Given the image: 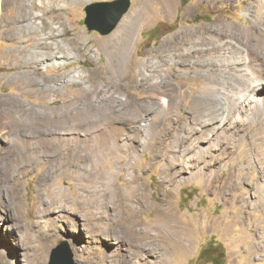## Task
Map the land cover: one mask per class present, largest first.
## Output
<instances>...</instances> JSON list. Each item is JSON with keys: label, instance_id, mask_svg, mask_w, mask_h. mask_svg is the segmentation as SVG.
Returning a JSON list of instances; mask_svg holds the SVG:
<instances>
[{"label": "rangeland", "instance_id": "rangeland-1", "mask_svg": "<svg viewBox=\"0 0 264 264\" xmlns=\"http://www.w3.org/2000/svg\"><path fill=\"white\" fill-rule=\"evenodd\" d=\"M102 1L114 0H63L61 6H43L45 15L33 20L40 23L41 19L49 21L53 17V24L62 30L55 42L64 43L62 39H66L78 53L76 59L66 60L64 64L40 66L38 77L31 73L35 68L33 63L23 64V56L9 53L14 42L1 38L7 29L26 25L27 14L17 24L3 21L0 25V105L18 96L29 108L50 110L71 100L89 101L91 95L82 92L83 85L95 87L94 94L99 97L117 89L130 98L129 103L118 104L120 109L133 110L135 104L139 106L137 112L140 113L129 115L126 131L137 140L149 141V145L142 148L127 144L121 151L108 156L107 161L100 160L107 131L103 116L93 118L91 125L99 130L89 144L94 154L93 164L98 169L115 171L113 181L116 183L114 190L108 189L106 194L95 198L89 193L79 195L78 188H83L85 183L76 180V174L58 173L48 159L27 166L21 163V170L10 179L13 178V189H7V194L12 196L13 236L8 237L2 226L8 215L0 221V242L6 251L0 250V264H47L51 249L61 243L68 245L78 264H214L210 257L217 258L220 254L214 249L216 245L223 252L221 264H264V195L257 191L261 171L254 163L257 153L264 155V145L252 147L249 141L260 122L247 127L242 138V131L236 132L231 143L216 153V161L208 162V167L200 174L190 177L196 168L189 163L185 171H179L178 167L171 169L169 158L176 159V151L189 146L185 135L204 119V100L194 98L197 93H204V80L176 76L204 74V71L216 73V68L190 65L195 62L190 57L182 58L178 67L168 66L166 78H162L161 83L173 81L178 87L190 85L193 89L158 120L156 115L162 98L157 88L148 86L151 82L146 62L147 59L161 62L169 53L182 52L186 44L183 36L194 28L199 29L200 24L218 29V18L256 31L253 9L249 6L252 0H167L168 4L172 2L169 17L159 11L158 0H130L128 12L106 36L88 31L84 24L86 4ZM139 7L145 8V22L136 16L138 34L131 56L122 69L123 65H119L122 58L116 46L110 43L111 38ZM17 9V4L9 5L3 14L15 17ZM33 42L35 40H30L29 44ZM75 70L84 73L81 84H64V93L56 100L46 97L43 100L40 93L33 92L35 88L26 87L21 79L10 82L16 76L28 74L36 82L55 85L66 81ZM197 103L202 110L191 111L192 105ZM150 124L151 127L156 125L155 133ZM175 138L177 142H173ZM75 159L71 165L82 164L83 158ZM8 170L13 172L12 168ZM205 172L211 174L208 180L203 178ZM45 173L50 176L43 180ZM165 173L171 176V182L164 181ZM133 186L138 189L135 193L123 190ZM60 187L65 189L64 194L55 196ZM8 205L5 195L0 193V212ZM127 211L135 220L131 228L123 222ZM121 228L123 231L131 229L125 236L129 241L125 246L114 238L113 231ZM206 249L209 256H205Z\"/></svg>", "mask_w": 264, "mask_h": 264}, {"label": "bare ground", "instance_id": "bare-ground-1", "mask_svg": "<svg viewBox=\"0 0 264 264\" xmlns=\"http://www.w3.org/2000/svg\"><path fill=\"white\" fill-rule=\"evenodd\" d=\"M62 1L59 0V4L58 0H0V25L3 21L9 24H17L20 22V18H24L25 14L28 16L29 20H26V25L13 28L7 27L10 29H7L1 38L14 42L15 45L11 47L9 53L12 52L15 56H23V64L33 63L35 65L33 72H31L35 77L41 74L40 66H58L64 64L66 60L76 59L78 52L70 46L71 44L66 39H62L64 43L55 42L62 30L59 29V26L56 27L53 24V17H50L49 21L41 19L40 23L33 20L45 15L43 6L53 7L55 4L61 6ZM26 2L28 3L26 4ZM35 2H38V5ZM158 3L160 6L159 11L164 16L169 17L172 11L169 4L172 2L168 4L167 0L166 2L158 0ZM12 4L18 6L16 16L4 15L3 12L6 7ZM249 6L250 9H253V18L256 20L253 26H257L256 31L252 32L246 26H240L232 21H224L222 18H218V29L200 24L199 29L194 28V30L183 36L186 44L183 46L182 52L178 54L169 53L164 56L165 59L161 62L152 59L146 60L147 65H149V73L146 76L149 77L151 82L148 86L154 89L157 88L160 93L159 96L162 98L160 111L156 115L158 120L161 116L163 117V114L169 113L178 100L182 96L185 98L193 89V86L190 85L178 87L173 81L161 83V79H164L166 71L169 69L168 66L175 65L178 67L182 62V58L190 57L194 58L195 61L190 62V65L194 66L196 64L216 68V73L204 71V74L175 75L178 78L184 77L192 81L204 80V93H197L194 96L195 99L204 100V113H202L204 119L194 124L196 126L191 131H187L188 133L185 135L187 139H185L189 142V146L187 148L183 147L185 141L182 140L183 145L180 144V146L183 148L181 150L177 149L179 151L175 153L177 155L176 159L174 157L169 158L172 161L171 169L172 167H178L179 171H185L186 168H189V164H192L196 171L190 173V177L200 174L202 170L204 171V168L208 167V162H213L216 159L218 156H216V153L231 143L236 132L238 133L241 130L242 135L240 138H242L247 132V127L249 128L252 123L260 122L259 128L257 127L258 130L253 132L249 139L252 147L257 145L263 147L262 145H264V0H252ZM142 7L133 10L132 14L123 21L120 29L111 38L110 43L116 46L118 54L122 58L119 61V65H123L122 69L125 68L131 56L132 46L138 34L136 25L139 22H136V18H142L141 21L145 22V8ZM136 11L138 14L135 13ZM30 35L33 36L27 39ZM30 40H35V42L29 44ZM83 74L82 70H75L66 81L55 85L36 82L28 74L25 77L24 75L16 76L10 82L21 79L26 87L35 88L33 92L40 93L43 100L44 97L56 100L64 93V84H81ZM83 86L85 87L82 92H88L91 95V99L87 102L80 103V101L71 100L59 108L47 110L46 108H29L17 96L8 98V103L0 105V182L2 184L0 193L5 195L9 204L8 208H2L1 212L3 214L0 212V221L4 220V215H8L4 224H2L8 237L14 235L15 229L11 214V209H13L12 203H10L12 196L10 197L7 194V189L9 187L13 189V178L10 179L16 171L21 170V163L27 166L48 159L53 163L52 168L57 170L58 173L67 176L68 174H76L75 179L85 183V187L78 188L77 193L79 195L89 193L95 198V196L106 194L105 192L108 189L114 190L116 183L113 181L115 171L98 169L93 164L94 154L90 150L89 144L94 134L99 131L91 125L93 118L103 116L107 131V141L102 143L99 153L100 160L107 161L108 156L121 151L120 149L127 147V144L129 147L141 146L142 148L145 144L149 145V141L137 140L133 134L126 131V128L129 127V123H127L129 115L139 110V106L136 104L133 110L120 109L119 103L127 104L130 102L127 94L125 95L119 90L113 89L109 94H103L99 97L94 94L95 87L93 88L88 84ZM200 108H202L201 105L197 103L193 104L190 110L198 112L202 110ZM55 115H57V118ZM142 126H145V124ZM244 126H246V129H243ZM151 128L154 129L155 133L156 125L154 124ZM177 141L178 139H173V142ZM133 155L136 156V154ZM66 156L68 160H66ZM254 157V163L258 165L261 171V182L257 191L264 195V155L257 153ZM75 158H83L82 164L71 165L70 162ZM9 168H12L13 172L9 171ZM165 170L168 171V169ZM210 175V173L206 174L205 172L203 178L208 180ZM48 176L50 175L45 173L42 179L45 180ZM180 176L181 178L184 176L182 172ZM98 178L102 182L98 181ZM163 179L167 182L172 181L171 176L167 173H165ZM10 182L11 186H9ZM123 190L131 193L138 191L137 186H133L129 190L123 188ZM64 191L65 189L60 187V191H57L58 193L55 196L64 194ZM123 215L125 216V214ZM133 217L132 213L127 211L126 218H123V222L129 228L133 227L135 223ZM130 230L116 229L113 231V233L115 232L114 238L120 244L128 245L129 241L125 239V236L130 233ZM0 250H2V253H6L1 242ZM9 259L13 261V258Z\"/></svg>", "mask_w": 264, "mask_h": 264}, {"label": "water", "instance_id": "water-1", "mask_svg": "<svg viewBox=\"0 0 264 264\" xmlns=\"http://www.w3.org/2000/svg\"><path fill=\"white\" fill-rule=\"evenodd\" d=\"M181 1V0H180ZM130 0L102 1L86 4L84 24L88 31L109 35L130 8ZM47 264H78L66 243L51 249Z\"/></svg>", "mask_w": 264, "mask_h": 264}, {"label": "trees", "instance_id": "trees-1", "mask_svg": "<svg viewBox=\"0 0 264 264\" xmlns=\"http://www.w3.org/2000/svg\"><path fill=\"white\" fill-rule=\"evenodd\" d=\"M219 245H216L214 246V249L219 251V256L216 258V257H210V259L212 260V262H214V264H221L220 261L223 259V252L222 250H220V248L218 247ZM205 251V256H209L208 255V250H204ZM204 253V252H203Z\"/></svg>", "mask_w": 264, "mask_h": 264}]
</instances>
